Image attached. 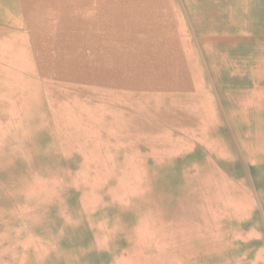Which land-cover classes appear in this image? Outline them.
<instances>
[{"label": "rangeland", "instance_id": "rangeland-1", "mask_svg": "<svg viewBox=\"0 0 264 264\" xmlns=\"http://www.w3.org/2000/svg\"><path fill=\"white\" fill-rule=\"evenodd\" d=\"M226 90L264 99V0H0V238L27 239L24 264L81 245L159 264L131 229L144 191L224 177L264 139L252 112L215 117Z\"/></svg>", "mask_w": 264, "mask_h": 264}, {"label": "crops", "instance_id": "crops-1", "mask_svg": "<svg viewBox=\"0 0 264 264\" xmlns=\"http://www.w3.org/2000/svg\"><path fill=\"white\" fill-rule=\"evenodd\" d=\"M225 93L221 104L215 97V117L231 121L252 112L264 134L263 97L253 110L244 109L246 90ZM239 150V160L224 177H157L163 188L144 191V221L131 216V229L151 231L148 238L160 246L159 264H264V139L246 141ZM25 240L0 239V264H24L23 252L35 253L30 244L23 248ZM52 243H39L42 260L54 253ZM80 247L85 251L65 257L69 262L62 257L54 264H139L130 255L95 254Z\"/></svg>", "mask_w": 264, "mask_h": 264}, {"label": "bare ground", "instance_id": "bare-ground-1", "mask_svg": "<svg viewBox=\"0 0 264 264\" xmlns=\"http://www.w3.org/2000/svg\"><path fill=\"white\" fill-rule=\"evenodd\" d=\"M202 3V2H201ZM207 5V4H206ZM214 9V8H213ZM214 18V17H213ZM223 19V18H222ZM174 20V19H173ZM235 21V20H234ZM216 22V21H215ZM218 23V22H217ZM210 24H211V22H210ZM228 25H229V23H228ZM229 27V26H228ZM216 29V28H215ZM221 29V28H220ZM232 78V77H231ZM234 79V78H233ZM255 81V80H254ZM233 82V81H232ZM3 237H1L0 239H2ZM64 238V237H63ZM4 239H13V238H4ZM65 239V238H64ZM12 244H14V242H12ZM67 245V244H66ZM62 246V245H61ZM61 248V251L64 253H66L67 251H69L68 250V248L67 247H60ZM67 248V249H66Z\"/></svg>", "mask_w": 264, "mask_h": 264}]
</instances>
